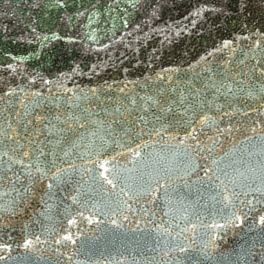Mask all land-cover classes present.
Segmentation results:
<instances>
[{"label": "water", "instance_id": "1", "mask_svg": "<svg viewBox=\"0 0 264 264\" xmlns=\"http://www.w3.org/2000/svg\"><path fill=\"white\" fill-rule=\"evenodd\" d=\"M261 217L264 0L0 22V264H264Z\"/></svg>", "mask_w": 264, "mask_h": 264}, {"label": "snow or ice", "instance_id": "2", "mask_svg": "<svg viewBox=\"0 0 264 264\" xmlns=\"http://www.w3.org/2000/svg\"><path fill=\"white\" fill-rule=\"evenodd\" d=\"M107 171H108V169L105 168V172H107ZM105 179L108 180L107 177H105ZM108 183H111V180H108ZM261 223H264V217H261ZM65 239H69V238L68 237H65ZM25 246L27 247L28 245H25Z\"/></svg>", "mask_w": 264, "mask_h": 264}]
</instances>
